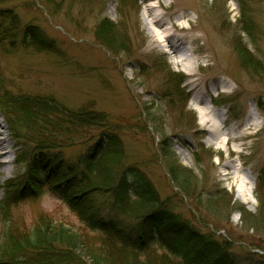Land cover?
I'll return each mask as SVG.
<instances>
[{"label": "rangeland", "instance_id": "1", "mask_svg": "<svg viewBox=\"0 0 264 264\" xmlns=\"http://www.w3.org/2000/svg\"><path fill=\"white\" fill-rule=\"evenodd\" d=\"M146 1L0 0V24L14 26V47L9 41L0 43V99H52L58 114L35 111L32 123L39 122V114L49 122L59 120L63 128L70 114L95 112L102 120L97 130L79 129L77 140L61 135L63 144L46 151L62 160L66 172L72 167L70 175L85 163L82 190L94 176L109 190L115 189L119 175L123 180L129 176L137 188L128 204L132 215L154 210H145L141 201L155 199L160 208L167 201L173 207L171 218L203 236L207 249L228 253L236 264H264V0H160L173 2L177 12L171 18L185 14L191 20L181 21L186 28L199 27L189 33L201 36L195 43L189 35L178 36L196 60L183 68L166 47L152 43L143 19ZM156 12L167 14L159 8ZM103 20L119 26L126 39L118 28L98 38ZM27 27L37 33L34 48L47 49L23 50ZM195 98L216 112L205 127L200 125L205 116L191 108ZM5 106L0 107V121L11 148L0 159V204L8 211L5 221L0 215V236L7 230L10 238L26 242L34 227L48 221L82 231L72 209L37 184L36 173L29 171L37 149L16 131L19 123ZM251 109L253 125L243 131ZM217 113L223 115L220 120ZM107 120L117 131L104 125ZM212 123L221 125V131L211 135ZM225 133L229 137L222 143ZM98 137L106 138L102 156L87 163L84 157ZM217 137L220 143L211 142ZM232 162L237 166L235 184L229 177L234 171L226 167ZM242 180L252 187L248 200L239 195L245 192ZM108 194L83 200L105 206ZM37 254L3 259L27 264V257Z\"/></svg>", "mask_w": 264, "mask_h": 264}, {"label": "trees", "instance_id": "2", "mask_svg": "<svg viewBox=\"0 0 264 264\" xmlns=\"http://www.w3.org/2000/svg\"><path fill=\"white\" fill-rule=\"evenodd\" d=\"M13 27L8 28L12 39L10 32L13 31ZM118 27L103 20L98 25V38H105L109 30L112 31ZM243 30L249 31L246 25ZM115 31L120 32L121 37L126 39L125 35L121 33L123 32L121 28ZM5 105L9 108L7 110L11 114V118L17 119L19 123L17 126L19 129L16 131L23 132L27 140L37 149L34 151L36 152L35 157L33 156L34 161L30 162L31 166L29 167L32 174L36 173L33 177L37 184L46 186L51 194L60 197L77 215L84 228L82 231H72L62 225H53L48 221L34 227L28 233L26 242L10 238L6 232L7 235L3 234L0 241V259L3 260V264H22L21 261L19 263L4 261L3 257L28 255L30 252L33 254L37 252L39 255L28 256L30 262L27 264H236L234 261L228 260L227 255L220 254L221 251L218 248L207 249L208 245L204 244L203 236L197 232L186 231L182 228L178 231L179 235L174 234V237L176 236L174 242L164 239L162 236L159 237L156 227L166 228L163 224L164 220H168L174 226L181 224L179 220L171 218L169 211H173V207L167 201V203L162 202L163 208H160L161 203L155 199L145 203L141 201L142 206L146 204L145 210L153 208L154 210L144 216L132 215L128 204L134 198L137 188L135 182L130 183L129 176L125 175L126 180H123V176L119 175L114 190L105 189L107 186L104 185V182L97 181L94 176L90 179V184H87L82 190V187L86 185L85 181L82 183L85 175V163L74 168L71 176L67 173L72 172L73 168L66 167L68 169L66 172L62 160L55 158L53 154V158L47 160L46 155L51 156V154L46 151L58 149L63 144L61 135L65 137L70 134L77 140L79 134H76V131L79 132V129L87 128L92 132L97 130V125L102 120L93 116L95 112H91L90 109H88L89 112L80 109L81 111L74 114V118H71V114L70 117L68 116L67 125L63 128L64 125L62 126V122L59 120L49 122V118L39 114L36 115L40 118L39 122L32 123L35 122V111H39L42 115L43 113L46 115L58 114V106L52 99L23 96L12 98L6 102L0 99V107H6ZM104 125L110 129L115 128V125L108 120ZM66 127L69 128L66 129ZM69 129L71 133L68 132ZM109 136L111 137L110 134ZM103 139H99L96 147L94 146L91 153L89 152L84 157L87 163L90 160H99L102 156ZM114 142L117 141L114 140ZM116 144L119 146L118 143ZM101 193H109L110 204L100 206L93 203V199H88L86 202L83 200V196L92 197V194ZM1 212L4 214V209L0 207ZM182 226L187 229V226ZM42 227L43 229L40 230L39 228ZM68 249L69 254L65 253ZM188 249L192 252L187 253ZM204 254V258L209 254L208 260L203 262L195 260Z\"/></svg>", "mask_w": 264, "mask_h": 264}, {"label": "bare ground", "instance_id": "3", "mask_svg": "<svg viewBox=\"0 0 264 264\" xmlns=\"http://www.w3.org/2000/svg\"><path fill=\"white\" fill-rule=\"evenodd\" d=\"M146 3L148 4V6H147V9L145 10L143 19L145 20V24L148 29V34L152 39V43L155 45H158L159 47H162V46L166 47L168 51L170 52L171 56L172 57L174 56V58L177 60L175 64L181 68H183L185 66L184 64H187V63L194 64L196 60L192 58L191 55L189 54V52L191 51L187 47L188 43H185L184 41H182V39H180L178 36H187V39H188V35H189L190 36L189 38L192 40L191 43L192 42L195 43L201 39V36H191L189 33L190 32L193 34L196 33L199 27L192 28L188 26V28H186L182 24L181 21L184 20L187 24L188 23L190 24L191 20L189 19L188 15H185V14L178 18H171L172 16L176 15V12H177V10L174 9L172 6L173 2H170L167 4V3L161 2L160 0H157L156 2L147 0ZM158 8L164 10L165 12H167V14L166 15L158 14L156 12V9ZM180 11H184V10H180ZM182 13L183 12H180L179 14L181 15ZM195 15H196V19L198 20L199 19L198 14H195ZM8 28H9L8 25L7 26L4 25V28L2 25L0 26V43L9 41L10 47L12 48V46L14 47V43L8 33L9 32ZM25 30L26 32L24 34V38L26 36L27 38L23 39L22 41L23 43L21 45L23 47V50L28 51V49H32V48L33 49L35 48L42 49V47L44 48V46H41V45H38L37 47L34 48V46H36L37 44L35 40L37 33L29 32L30 27H27ZM44 49H47V48L45 47ZM203 105L205 106L203 107ZM206 105L207 104H204L200 98H195L191 105L192 109H194L198 113H201V115L205 116V119H202V121L200 122V125L202 127H205L206 124L212 122L213 119H215L216 117V114H215L216 112L214 113L212 110H209ZM222 116L223 115L221 113H217V117L219 118V120L221 119ZM253 117H254V111L253 109H251L247 117V121L245 122V125L243 127V131H247L250 128V126L253 125L252 124ZM7 121L9 122L8 124L10 125L11 119L9 118L7 119ZM214 131L220 132L221 125L215 126L214 123H212L210 125V129L208 132L211 133L212 135L213 133H215ZM4 135H5V130L2 126V122L0 121V159H2V157L6 158L7 155L9 154L8 150H10L11 148V145L8 144L7 139L4 137ZM224 136L225 137L222 139V143H224V141L229 137L227 133H225ZM217 138L218 139H212L211 142H215V141L218 142L220 140V137H217ZM112 139L113 137H109V141ZM46 156H47L46 157L47 160H49L50 158H53L52 155L51 156L46 155ZM10 162L11 161L8 160L4 162V164L6 165ZM226 167L234 171L233 173L229 174V177L232 180V184L237 183L238 180L234 174L235 172H237V166L235 165V163L234 162L228 163ZM241 184L243 187H245L244 188L245 192L244 190H242L240 191V193L242 194H239V195H241L240 196L241 198L244 197V200H246L248 197H251L250 193H251L252 187L246 186L245 180H242ZM6 206L7 205L6 204L4 205L3 203L0 205V207L4 209V214L2 212L0 213V215H2L3 218L5 217L4 221L8 214ZM163 224H165L166 228L159 226V227H156V230L158 232L159 237L162 236L164 239L166 238L169 241L174 242L175 239L172 236L174 234L179 235L178 231L181 230L182 228L186 231H190L189 229H186V227L182 226L181 224L179 226L171 225V223L168 220H164ZM6 231L7 230L2 231L1 236H0V241L2 240L3 234L5 236L7 235ZM170 238H173V239H170ZM220 254H224L226 256L228 253L220 252ZM204 256L205 254L202 255L200 258H195V260L199 262H203L205 261Z\"/></svg>", "mask_w": 264, "mask_h": 264}]
</instances>
